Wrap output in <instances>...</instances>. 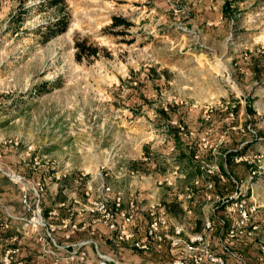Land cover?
Masks as SVG:
<instances>
[{"label":"rangeland","instance_id":"obj_1","mask_svg":"<svg viewBox=\"0 0 264 264\" xmlns=\"http://www.w3.org/2000/svg\"><path fill=\"white\" fill-rule=\"evenodd\" d=\"M41 2L0 0L1 169L40 181L46 198L52 183L74 173L94 196L107 184L124 203L161 205L176 196L184 212L166 217L185 233L197 216L237 217L234 200L249 196L252 213L263 215L251 236L264 246V0H66L68 26L49 37L38 33L53 17ZM113 16L128 25L113 27ZM77 41L97 53L77 59ZM171 106L186 120H213L200 132L208 147L197 158L186 139L192 131L177 118L161 123ZM237 142L251 146L232 157L248 163L251 177L236 186L238 197L217 191L198 202L193 186L221 173ZM131 162L142 164L131 170ZM3 171L0 204L8 206L19 184ZM252 221L248 214L244 226ZM101 233L105 242L109 234ZM128 248L113 247L127 261H165Z\"/></svg>","mask_w":264,"mask_h":264},{"label":"built area","instance_id":"obj_2","mask_svg":"<svg viewBox=\"0 0 264 264\" xmlns=\"http://www.w3.org/2000/svg\"><path fill=\"white\" fill-rule=\"evenodd\" d=\"M200 146L203 150L208 147V140L204 136L200 138ZM194 157L197 158L198 155ZM0 171H3L1 167ZM3 172L12 181L21 185V203L26 210V215L18 217L20 226L17 230L22 233L21 235H26L30 228L36 234L42 244L39 258L52 255L59 260L66 261L54 264H72L69 262L72 259L78 260L81 264H129L121 260L116 253L103 252L100 249L97 239L100 228H105L109 234L107 242L113 247L127 244L136 251L150 252L167 245L170 251L181 253L180 256L174 257L165 264H225L223 257L214 252L213 245L208 238V230L213 227L216 220L215 215L205 218L201 230L185 233L184 227L180 223H170L167 220L166 211L159 203L148 202L145 204L138 197L130 198L124 203L120 195L112 194L109 185L101 184L95 196L91 188L87 186L86 201L77 209L79 214L89 211L92 216L88 220L80 222L72 217H66L55 223H50L49 216H58V213L52 209L47 211V217L42 214L39 202L40 195L44 192L43 184L40 181H30L25 176L13 172ZM166 182L168 185H173L171 178H168ZM233 182L236 183V186L239 185L235 179ZM31 193L35 197L33 202L30 200ZM235 195L238 197L237 190ZM230 197H234V195ZM239 198L233 202L238 210V215L235 217L233 225L223 230L219 239L223 250H228L226 243L229 240L244 231L248 214L250 216L256 208L255 204L246 205ZM225 207L228 211L235 209ZM139 213L146 214L148 217L147 228L143 236H136L130 227ZM40 230L43 231L40 232ZM57 232L62 241L59 240ZM77 232H86L88 236L73 240V235ZM18 237L14 236L13 241L18 240ZM18 253L19 246L6 249L0 254V264H38L20 258Z\"/></svg>","mask_w":264,"mask_h":264},{"label":"trees","instance_id":"obj_3","mask_svg":"<svg viewBox=\"0 0 264 264\" xmlns=\"http://www.w3.org/2000/svg\"><path fill=\"white\" fill-rule=\"evenodd\" d=\"M39 6H40L39 9L51 10L53 17L51 18L50 22L46 24L47 26H45V29H42V27H40L38 33L42 34L43 36L48 35L49 37L54 35V33L56 32L64 30L68 26L69 14L67 12L66 0H42ZM118 25H128V22L122 17L113 16L112 26L115 27ZM75 46L80 53V55L77 56V59L80 60L82 59L81 55H86L87 57H89L97 53V47L88 45L85 41H77L75 43ZM256 69L259 70V67H257ZM140 97H142V100L145 104L146 103L149 104V102H151V100L146 98L143 94ZM176 110L177 112H175ZM181 113L183 112L182 111L178 112V107L173 108V106H171L169 111L166 110L161 111L160 115H163L165 118V120H162L161 123H166L171 125V122L174 121L175 118L179 119L175 121H179V123L183 124V126H185V128L188 131L193 132V135H189L186 138L188 139L191 154L197 155L204 153V150L200 146V138H201L200 132L202 131L203 125L205 123L212 122L213 120H203L204 116L202 114H196V119H200V120H186L189 119V116L185 118L184 116H182ZM220 123L222 124L221 126L219 125V129L224 127V123L222 122V120ZM231 137H234L233 134ZM250 147L251 146L249 144H241V142L239 143L237 142L235 146L233 145L231 146V148L226 150V154H228V156L225 157L226 166L221 167V173L215 175H208L206 178L200 177L198 183L193 186L196 192L195 194L196 200H198V202H203L206 199L207 195L214 196L217 191H221V193L225 195L233 194L236 191V183L233 182V179L240 182L247 180L248 178L251 177L252 171L247 162L239 161L235 163L232 160L233 155L245 156L246 154H248L249 151H251ZM149 161L150 162L148 165L154 166L156 164L154 157L149 158ZM139 163L142 164V162H131L130 164V167H132L131 170L134 169L137 170L134 166L138 165ZM175 163L178 164L177 162ZM62 180L65 181V184L67 186H71L75 188L77 190V193L79 194V197L83 199V201H86L85 190L87 188V183L83 178H81L78 174L74 173L70 176H67L66 178H63ZM207 183H210L211 188L207 189ZM58 194H60V192H58ZM43 196L44 195L42 193L40 195L39 205L41 206L42 214L44 215V217H47L48 208L44 205ZM175 197H173V199L166 198L163 200L161 204V207H163L165 211L171 215H178L184 212V208L181 206V203L178 200H176ZM239 197H240L239 199H243L246 205L251 204V201L244 200L249 196H245V197L243 196L244 198L242 196ZM34 199L33 200L30 199L31 202H33ZM217 212L218 213L215 214L216 217L215 223L213 227L208 230V238L213 245L214 252L217 255L223 257V259L225 260V264H264V252H263L264 246L262 242L259 240L258 235L255 234L251 236L249 234V231L251 230L252 227H256L259 224H261L263 220L261 216L263 215H261V213L259 212H257L256 214L251 213L250 214L251 221H252V217L255 218H253V221L250 223V225L248 227H245L243 232L238 233L237 235H235L233 239L229 240L226 243L228 250H223L219 239L224 232L223 230L233 225L235 217H233L231 214L227 215L226 211L220 213L217 210ZM141 215L142 216L140 217L141 219H139L140 221L138 224L140 225V230H144L145 225L147 224L148 221V217L146 214H141ZM4 222L5 221L0 220V228L3 229L2 232L5 231L3 235H0V242H1L0 244H2L0 247V252H4L6 249L14 246H19L18 240L14 242L12 241L14 235L12 234L8 235V233H6L8 227L4 225ZM203 226H204V221L201 220V217L197 216L195 218V227L193 231H199L203 228ZM165 248L166 249L163 250L161 253L165 257V261L163 262V264L172 260L174 257L181 255L180 252L170 251L168 246H165ZM153 251L155 250H151L150 252ZM237 258H240V260H242L243 262L242 263L238 262L236 260ZM228 259L229 260L232 259L233 261L228 262Z\"/></svg>","mask_w":264,"mask_h":264},{"label":"crops","instance_id":"obj_4","mask_svg":"<svg viewBox=\"0 0 264 264\" xmlns=\"http://www.w3.org/2000/svg\"><path fill=\"white\" fill-rule=\"evenodd\" d=\"M58 177V176H56ZM63 181V180H62ZM18 187V194L16 198H12L11 201H9L7 203L8 206L3 204H0V207H3V209H0V220L5 221L4 225L5 226H9L10 224H12L13 226H15V228H13L12 232H10V230L6 233H8V235H14L16 229L19 227L20 224V220L18 219V217H22L26 215V210L24 208V206L21 203V185L17 186ZM58 192H60V194H58ZM30 199H34L33 194H30ZM43 202L44 205L48 208V210H56V212L58 213V216H49L48 220L50 223L52 222H57L60 218H66V217H72L74 220L76 221H86L88 220L92 214L89 211H84L82 213H78L77 209L83 204V199H81L79 197V194L77 193V190L71 186H67L66 184H61V182H54L52 183V190L49 193V197H45L43 196ZM183 207V206H182ZM164 209V208H163ZM165 210V209H164ZM61 212V213H59ZM167 214V212H166ZM142 215L139 213L138 216L136 217V219L134 220V222L131 224V229L134 231L136 236H143L146 228H147V224L145 225V229L144 230H140V225L139 223V219H141ZM168 220V219H167ZM169 221V220H168ZM170 222V221H169ZM172 223V222H170ZM99 235H98V244L100 249L103 252H111V253H116L117 251L116 249H113L112 246H110L109 242H107L106 239V243L103 240V237H105V235H103L101 232H107V230L105 228H100L99 231ZM193 232V231H191ZM27 234L25 235H20L18 237V243H19V255L20 258L27 260V261H33V262H37L38 264H54L56 262H63L65 263L66 261L64 260H59L57 258H55L52 255H45L41 258H39V255L41 253V241L37 239V236L35 233H33L32 230H30V228L27 230L26 232ZM250 235L252 232H250ZM57 236L59 237V240L62 241V239L60 238V234L57 232L56 233ZM88 236V234L86 232H80V233H74L73 235V240H78V239H82V238H86ZM1 243V242H0ZM20 244H21V248H20ZM109 244V245H108ZM124 248L129 247V250L132 251H136L135 249H132L129 245L124 244L123 245ZM167 246V245H165ZM165 246H163L161 249L155 250L153 252H140V251H136L139 254L142 255H151V253H153L154 255H161L162 251L165 250ZM1 247V244H0ZM123 248V247H122ZM90 250V249H89ZM91 251V250H90ZM264 252V249H263ZM3 252H0V254H2ZM92 253V252H91ZM117 256L129 263V264H140V263H136V255H132V256H128L129 261H127L126 259H123L122 257H120L118 254ZM238 262H243L242 260H240L239 258L236 259ZM69 261V260H68ZM232 259H228V262H232ZM72 264H81L78 260L76 259H72L71 261H69ZM203 264H214V263H203Z\"/></svg>","mask_w":264,"mask_h":264}]
</instances>
